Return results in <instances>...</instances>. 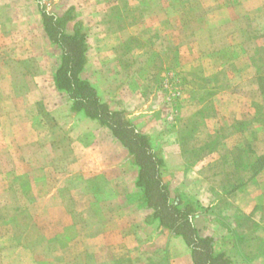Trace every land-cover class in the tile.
Here are the masks:
<instances>
[{
    "label": "rangeland",
    "instance_id": "1",
    "mask_svg": "<svg viewBox=\"0 0 264 264\" xmlns=\"http://www.w3.org/2000/svg\"><path fill=\"white\" fill-rule=\"evenodd\" d=\"M76 2L93 65L86 73L102 89L103 99L116 107L124 98L128 113L139 117L152 112L143 122L150 124L156 147L168 153L163 178L172 194L199 205L195 223L202 234L215 237L217 252H226L233 264H251L248 258L264 251V171L254 173L263 169L264 159H257L254 150L249 153V145L264 149V128L259 129L264 122V0ZM233 92L246 113L241 111L240 118L229 112L227 97ZM63 101L59 98L60 106ZM47 105L38 103L33 124L43 141H67L63 131L68 116L60 111L61 117H52ZM42 114L44 123L39 120ZM77 131L68 135L70 141L80 136ZM14 152L10 150L11 158L0 139V264H78L74 259L83 255L82 245L69 248L64 241L72 230L61 232L63 241H40L52 230L45 231L25 210L34 200L28 178L37 168L20 164ZM89 156L84 161L97 159ZM247 162L251 169L243 167ZM249 173L253 183L247 202L242 194H232L243 186L237 181ZM5 174L12 176L7 183L10 194L4 190ZM73 178L67 181L77 188ZM86 184L101 195L95 207L105 217L100 209L113 206L105 199L111 188L102 176ZM65 201L70 208L84 202ZM251 207L253 214H247Z\"/></svg>",
    "mask_w": 264,
    "mask_h": 264
},
{
    "label": "crops",
    "instance_id": "2",
    "mask_svg": "<svg viewBox=\"0 0 264 264\" xmlns=\"http://www.w3.org/2000/svg\"><path fill=\"white\" fill-rule=\"evenodd\" d=\"M43 2L48 10L58 15L64 14L70 7L73 8L74 18L67 22V32H73L77 21H80L86 30L81 14L76 8V0ZM86 58L81 76L96 87L103 99L102 89L100 90L86 73L93 66L89 43ZM59 62L60 48L51 42L44 30L38 2L0 0V139L3 140L4 149L9 152L11 158L13 155L10 150L13 149L20 164L29 162L37 168L36 173L27 180L31 186L30 197L34 200L25 210L35 215L45 231L52 230L46 235H41L40 241L64 240L61 238V232L72 230L73 235L64 241H69V248H79L82 245L83 255L78 253L77 259L73 258L78 264H192L189 248L181 237L172 235L166 228H160L152 218V210L145 208L138 200L140 191L135 186L137 167L128 160L123 146L97 120L88 118L81 112L71 111L65 94L55 87L53 74ZM59 98L64 99L61 106ZM227 99L230 103L229 112L233 117L240 118L241 111L246 114L238 103L239 96L235 92L229 94ZM122 100L121 105L111 108L124 110L125 113L127 111V115L138 129L152 137L150 124L143 122V118L150 116L152 112L148 111V115L140 117L139 113L130 114L129 102L124 98ZM43 101L51 108L49 114L52 117H61L60 111L68 116V120L64 121L67 126L63 131V134H67V141L62 138L59 141L54 140L55 142L42 140L37 125L33 124V117L37 120V105ZM246 111L251 112L249 108H246ZM247 116L250 117L248 113ZM39 120L44 123L43 114ZM263 125L264 122L261 121L259 129L264 128ZM76 130L80 131V136L70 141L68 135L74 136ZM52 133L54 135L51 130ZM252 150L257 157L264 155V149L249 145V153L252 154ZM90 153L97 159L93 162L84 161L87 157L90 159ZM178 153L176 155H179L182 164L183 156L180 150ZM163 156L168 166V153L163 151ZM233 158L230 157L231 163L235 165ZM243 167L251 169L250 162L244 163ZM259 171L260 176L264 167ZM17 174L23 176V173ZM252 175H243V178L237 181H242L243 186L235 188L232 196L240 193L247 202L249 201ZM71 176L74 177L72 184H77L78 181L77 188L69 185L67 180ZM96 176H102L111 188L110 195L105 199L109 198L113 206L104 208V211L100 209V212L106 214L105 217H101L95 207L101 195L86 184ZM9 181L12 182L11 174H5V192H9ZM165 181L169 185V182ZM19 196L26 195L20 193ZM132 197L135 199L132 200ZM68 198H79L84 202L82 206L79 204V207L70 208L67 204L69 202L65 201ZM252 208L245 212L253 214ZM77 252H80V249ZM248 259L251 264L253 261L256 264H264V251Z\"/></svg>",
    "mask_w": 264,
    "mask_h": 264
},
{
    "label": "trees",
    "instance_id": "3",
    "mask_svg": "<svg viewBox=\"0 0 264 264\" xmlns=\"http://www.w3.org/2000/svg\"><path fill=\"white\" fill-rule=\"evenodd\" d=\"M36 1L48 38L60 48V62L53 74V82L65 94L71 111L97 120L123 146L128 160L137 167L138 200L152 210V218L160 228L181 237L189 248L192 264H233L226 252L215 250L213 235L200 232L195 223V217L200 213L199 205L180 194H172L163 178L165 158L151 135L140 131L124 110L112 109L96 87L81 76L87 61L88 43L80 21L74 24L73 32L66 31L67 22L74 18L73 8L58 15L48 10L43 0ZM257 159H264V155ZM260 168H255L254 173Z\"/></svg>",
    "mask_w": 264,
    "mask_h": 264
}]
</instances>
